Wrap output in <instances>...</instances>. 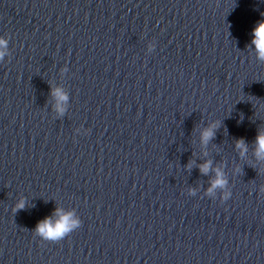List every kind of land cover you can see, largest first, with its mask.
Segmentation results:
<instances>
[{"label":"water","instance_id":"water-1","mask_svg":"<svg viewBox=\"0 0 264 264\" xmlns=\"http://www.w3.org/2000/svg\"><path fill=\"white\" fill-rule=\"evenodd\" d=\"M261 20L264 0H0V264H264ZM58 206L81 225L42 240Z\"/></svg>","mask_w":264,"mask_h":264},{"label":"clouds","instance_id":"clouds-1","mask_svg":"<svg viewBox=\"0 0 264 264\" xmlns=\"http://www.w3.org/2000/svg\"><path fill=\"white\" fill-rule=\"evenodd\" d=\"M251 46H253L256 59L264 61V20H261L252 29ZM9 40L5 36H0V59H3L9 54ZM154 42H149L148 50L151 52L155 48ZM66 70V69H65ZM53 96L56 97V112L62 115L65 111V102L67 95L61 88L53 89ZM218 126V122L211 123L208 127L204 128L201 132V142L206 144L213 136L214 130ZM77 132L80 129H76ZM86 131V130H85ZM255 156L258 160H264V131L258 132L255 140ZM236 147L241 150V155L247 151V146L243 139L237 140ZM210 161L203 163L200 169L203 173H207L210 168ZM239 169H237L238 171ZM221 189L220 199L225 201L231 196V191L228 186V181L220 168L215 169V178L211 181L210 187L207 189V194L215 197V190ZM264 190V188H262ZM190 194H195V190L190 189ZM25 202L21 199L14 207L22 209ZM81 225V220L76 214L75 210H65L61 207H56L51 216L45 217L39 221L34 230V234L39 236L42 240L58 241L64 238L67 234L77 229Z\"/></svg>","mask_w":264,"mask_h":264}]
</instances>
